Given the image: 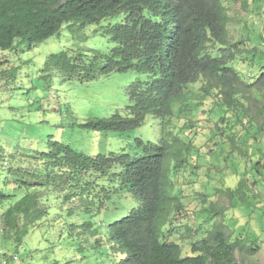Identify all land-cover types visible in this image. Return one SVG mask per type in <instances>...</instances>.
<instances>
[{
	"label": "trees",
	"instance_id": "trees-1",
	"mask_svg": "<svg viewBox=\"0 0 264 264\" xmlns=\"http://www.w3.org/2000/svg\"><path fill=\"white\" fill-rule=\"evenodd\" d=\"M110 19L116 21L101 25L114 43L108 52L61 50L47 56L44 69H58L68 79L80 81L129 70L146 74L128 86L124 110L91 118L81 126L125 132L141 126L152 114L160 119L159 141L136 137L137 152L131 156L114 151L89 155L50 139L47 150L32 159L38 162L37 169L25 165L13 169L18 174L17 190H24L22 197L12 203L15 195L0 190L2 240L22 244L47 215L43 197L55 190L73 203L84 204L98 196L107 200L102 207L115 204L119 216L104 235L113 251L123 255L113 264H240L235 254L240 239L231 240L219 224L208 231L196 227L203 236L191 243L190 254L184 255L182 245L171 239L175 227L194 230V224H184L190 217L174 192L171 173L183 168L197 151L190 137L174 134L171 127L189 107L185 87L200 81L201 97L215 96L219 120L226 121L228 129L225 133L224 126L217 125L214 135L221 140L214 141L218 145L208 152L221 157V151L229 148V156L223 157L234 155L237 160L253 153L250 170L228 192L234 198L241 189L251 190L247 181L264 178V151L259 146L264 137V59L259 53L264 56V51L257 45L247 50V64L257 67V77L248 80L251 76L244 77L234 61L249 37L232 42L229 26L236 19L224 0H0V49L44 42L66 23L100 24ZM253 19L246 15L243 30H250ZM121 207L125 208L119 211ZM84 225L89 228L91 223ZM247 249L252 252L254 247Z\"/></svg>",
	"mask_w": 264,
	"mask_h": 264
},
{
	"label": "rangeland",
	"instance_id": "rangeland-1",
	"mask_svg": "<svg viewBox=\"0 0 264 264\" xmlns=\"http://www.w3.org/2000/svg\"><path fill=\"white\" fill-rule=\"evenodd\" d=\"M224 2L236 19L229 26L232 42L249 37L241 45L244 51L234 64L244 77L250 75L248 80H253L257 67L249 66L250 60L245 55L256 45L264 51V0ZM248 13L254 21L248 23L250 30H243ZM114 21L70 22L44 42L20 49H0V190L15 195L12 203L24 192L16 188L18 174L13 169L21 165L37 169L39 164L32 159L47 150L50 139L89 155L114 151L131 156L137 152L136 137L159 141L160 119L152 114L147 115L141 126L125 132L94 131L81 126L91 118L108 117L116 110H124L129 103L128 86L138 78H146V74L129 70L80 81L77 77L68 79L58 69L50 72L44 69L47 56L61 50L108 52L114 43L101 25ZM259 56L264 59L261 53ZM200 84L199 81L185 87L190 98L189 110L186 108L181 118L175 117L171 127L174 134L190 137L197 147L189 162L171 173L174 192L181 196L191 220L186 219L184 224H194V230L190 233L185 226L175 227L171 239L182 245L184 255L190 254L191 243L203 236L196 227L208 231L219 224L231 240L240 239L235 252L240 264H264V178L253 183L252 177L247 181L251 190H239L235 199L229 195L228 189L235 188L244 172L250 170L254 154L244 156V160L239 156L237 160L234 155L229 159L223 157L229 156V148L224 147L221 157L216 151L208 152L218 145L214 141L221 140L214 135L217 125H223L225 133L228 129L226 121L219 120L220 107L214 102L215 96L202 98ZM259 146L264 151V137L260 138ZM43 201L47 215L31 228L22 244L5 243L0 231V264H6L5 260L12 264H113L123 257L113 251L104 236L107 225L119 216L115 204L107 202L109 208L102 207L101 202L107 200L98 196L84 204L73 203L55 190L48 192ZM3 210L0 204V215ZM86 222L91 223L89 228L85 227ZM249 246L254 247L252 252L247 249Z\"/></svg>",
	"mask_w": 264,
	"mask_h": 264
},
{
	"label": "built area",
	"instance_id": "built-area-1",
	"mask_svg": "<svg viewBox=\"0 0 264 264\" xmlns=\"http://www.w3.org/2000/svg\"><path fill=\"white\" fill-rule=\"evenodd\" d=\"M14 258H15V257H14ZM4 263H6V264H12V263H9L7 260H5Z\"/></svg>",
	"mask_w": 264,
	"mask_h": 264
}]
</instances>
